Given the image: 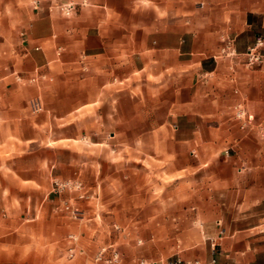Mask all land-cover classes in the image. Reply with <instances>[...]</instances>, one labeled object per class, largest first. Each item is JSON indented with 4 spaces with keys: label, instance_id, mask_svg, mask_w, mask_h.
<instances>
[{
    "label": "crops",
    "instance_id": "1",
    "mask_svg": "<svg viewBox=\"0 0 264 264\" xmlns=\"http://www.w3.org/2000/svg\"><path fill=\"white\" fill-rule=\"evenodd\" d=\"M258 40L264 54V0H0V264H99L104 243L120 244L118 264H264V63L246 54ZM129 136L186 176L146 195L159 178L82 159ZM67 180L87 197L55 189ZM66 201L124 225H66Z\"/></svg>",
    "mask_w": 264,
    "mask_h": 264
},
{
    "label": "rangeland",
    "instance_id": "2",
    "mask_svg": "<svg viewBox=\"0 0 264 264\" xmlns=\"http://www.w3.org/2000/svg\"><path fill=\"white\" fill-rule=\"evenodd\" d=\"M248 63V62H247ZM264 63V62H262ZM33 80V78H32ZM232 111H234V108H231ZM234 116H236L237 118H242L245 120H250V118H248V115L246 113H244L243 115L239 116L238 115V111L237 114L234 113ZM168 127H171V125L167 124ZM174 127L176 128V126L174 125ZM172 128V127H171ZM173 129V128H172ZM174 132V130H173ZM165 134H168L167 132ZM173 139V138H172ZM107 140H112L111 143H107L109 145H112V151H107L105 152L104 150H100V146L101 145H97V147H95L96 145H91L92 148V152L91 153H82V159L87 161L89 159V157L91 156L94 160H98L99 162L102 161L103 163L105 162H112V164H114V166H116L115 164H117V167H114L112 169H108L106 170L107 174H111L113 176H120L121 173H128L129 176H136L138 173L142 175L143 171V175L146 178H159L161 180V184H152L151 181H147L150 182L149 184L145 185V189H146V195L151 194L152 193H160V194H164L166 193V188L168 187L167 183L172 181L169 178L173 177L172 179H178V178H184L186 176V171L184 168L178 169L176 171H174V173L176 172V174H170V171L168 169L162 168V166H164L165 164H168L169 158L167 154H163L161 153V156L156 155L155 153L151 152V153H141V152H137L136 148H137V144H145V146H152L154 145L153 139L152 138H145L144 141L142 140H137L136 137H132L129 136L126 140H124L122 142L121 138H113V139H107ZM169 136L165 137L162 136L160 141H161V148L162 149H168V143H169ZM178 143H177V148H178V154H177V158L178 160H181L184 158V149H185V142H184V138H177ZM104 143V142H103ZM156 143V142H155ZM84 144H89L88 142H84ZM122 144H128V148L129 151L128 152H122L121 151V146ZM103 146V145H102ZM96 151H95V149ZM120 148V149H119ZM118 150V151H116ZM155 155L156 158H154L153 156ZM138 156L140 157L138 160ZM159 159L160 162L157 160ZM153 162H155L156 164H160L161 168H153ZM137 164H142L144 166V168L142 170L137 169L136 165ZM103 165H101V167L99 168L102 171ZM105 171V170H103ZM189 175L191 176V174L189 173ZM114 188H120V186H114ZM55 189L58 192H62L65 189L68 190H76L81 192L80 194V198L84 199L87 197L88 194V189L81 183L79 182H74V180H67L66 182L62 183V184H56L55 185ZM100 189V186H99ZM156 191H153V190ZM100 191V190H99ZM178 191H179V187H178ZM148 198V196H146ZM117 200L113 201V205H117L119 204L120 201V197L116 198ZM58 212L60 215L63 216V219H65V224L69 225V224H75V223H83L84 221L86 222H90V223H98L99 225H107L110 226L111 228H114L115 230H121L122 226L124 225V223L122 222V218L120 216H112V217H105L102 214H95L94 217L92 216H85L84 215V211L82 210L81 205L78 202H73V201H66L64 202V204L58 206L57 208ZM23 219L21 220L20 223H32L34 221H31L29 218H33V217H29V216H23ZM58 218H55V220H57ZM147 230V228H145ZM143 236V234H142ZM144 236H147V234H145ZM78 238L75 234H67L66 237L64 238L63 241L66 242H71V243H75L78 242ZM70 243V244H71ZM104 246H108V243H104V245L102 244V246L99 247V251L104 247ZM115 247L117 248V250L120 253V244H115ZM82 251V250H80ZM78 252L75 250L74 247H70L68 249V254L67 256L69 258L74 257ZM99 253V252H98ZM97 253V254H98ZM96 255V254H95ZM97 256V255H96ZM109 255L106 254V257H108ZM95 260L96 257L94 256ZM179 258L178 255H172V256H163L158 258V260H171V259H177ZM120 259H121V253H120ZM145 259L148 261H153L151 259H146V258H142L139 257L137 259V262H140V260ZM97 261V260H96ZM120 261V260H119ZM99 264H104L102 261H97ZM118 264V263H116ZM139 264V263H138Z\"/></svg>",
    "mask_w": 264,
    "mask_h": 264
},
{
    "label": "built area",
    "instance_id": "3",
    "mask_svg": "<svg viewBox=\"0 0 264 264\" xmlns=\"http://www.w3.org/2000/svg\"><path fill=\"white\" fill-rule=\"evenodd\" d=\"M72 8H73V5H65L62 7V10L66 14H70ZM262 45H263V42L261 40H258L254 46L248 49V51L246 52L248 64L264 62V54H262L259 50ZM31 105L34 111H40L43 109V105L41 104L39 99H34L31 102ZM244 113L245 112L243 111L242 108L238 110L239 116L243 115ZM106 254H108L109 256L106 257ZM96 260L102 261L105 264H116L120 260V253L113 244L104 246L97 254ZM181 263H182L181 260L178 258L166 260V261H163V260L148 261V260L142 259L139 262V264H181ZM198 263H199L198 261L195 262V264H198Z\"/></svg>",
    "mask_w": 264,
    "mask_h": 264
},
{
    "label": "bare ground",
    "instance_id": "4",
    "mask_svg": "<svg viewBox=\"0 0 264 264\" xmlns=\"http://www.w3.org/2000/svg\"><path fill=\"white\" fill-rule=\"evenodd\" d=\"M5 264H9V263H5Z\"/></svg>",
    "mask_w": 264,
    "mask_h": 264
}]
</instances>
